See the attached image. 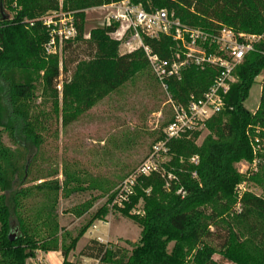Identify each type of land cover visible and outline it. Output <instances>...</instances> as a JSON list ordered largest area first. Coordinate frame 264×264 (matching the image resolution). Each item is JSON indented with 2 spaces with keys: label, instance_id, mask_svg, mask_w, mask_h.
I'll use <instances>...</instances> for the list:
<instances>
[{
  "label": "trees",
  "instance_id": "16d2710c",
  "mask_svg": "<svg viewBox=\"0 0 264 264\" xmlns=\"http://www.w3.org/2000/svg\"><path fill=\"white\" fill-rule=\"evenodd\" d=\"M111 2L0 0V264H28L38 252H60L63 264H80L69 262V255L95 222H106L109 205L119 196L116 189L124 178L93 179L66 167L60 183L36 168L45 143L42 133L51 120L43 112L34 114L41 107L37 103L39 90L64 128L110 93L150 71L142 50L120 54V43L111 38L118 24L95 29L86 38V11ZM131 3L148 13L166 10L193 28L211 32L228 28L236 34L264 35V0ZM60 10L73 15L77 29L76 38L63 45L62 57L46 53L50 37L42 22ZM144 43L164 59L175 47L173 39L165 35L144 38ZM261 52L264 41L236 70L237 82L225 98L226 111L205 123L212 138L201 147L196 144L200 132L169 141L166 148L171 160L165 171L161 168L160 173L138 177L132 194L114 206L140 229V239L136 243L125 241L126 246L90 240L79 258L99 264H264V195L237 193L242 176L235 169L240 161L253 159L249 129H264V80L258 110L252 114L244 106L264 72ZM217 74L215 69L185 71L181 81L171 85L175 101L185 103L190 95L201 97ZM2 133L9 135L15 150L3 144ZM164 140L162 133L156 142ZM194 157L200 160L197 165L191 163ZM12 186L15 190L11 193ZM86 191L113 192L72 236L60 225L59 200ZM96 201L74 208L71 214L84 218ZM140 202L142 215L133 213Z\"/></svg>",
  "mask_w": 264,
  "mask_h": 264
},
{
  "label": "rangeland",
  "instance_id": "374dc122",
  "mask_svg": "<svg viewBox=\"0 0 264 264\" xmlns=\"http://www.w3.org/2000/svg\"><path fill=\"white\" fill-rule=\"evenodd\" d=\"M59 1L62 3V0ZM7 14L13 16L11 12ZM110 15V11L100 7L87 10L84 26L86 38H89L91 31L110 25ZM119 52L125 54L127 50L120 46ZM58 56L62 57V53ZM71 70L73 71V67ZM150 72L145 71L110 93L93 109L81 114L75 122L64 128L61 122L53 117L48 98L46 99L39 90L37 103L41 107L34 114L39 115L43 112L51 116V120L47 123L48 130L42 133L45 143L36 164L41 174L49 176L50 180H58L62 183L63 171L66 167H70L72 172L81 173L83 177L102 178L107 181L124 178L123 182L128 183L133 174L145 164H148L150 168L158 167L165 171L171 159L166 156L152 158L153 147L158 143L156 140L163 133L164 126L170 121L171 113L160 86ZM69 76L70 74L62 76L60 80H65ZM263 80L264 72L256 79L244 104L252 114L260 105ZM249 130L248 138L253 159L252 161L242 160L235 165L236 172L242 176V183L238 185L236 191L237 193L249 191L263 196L264 136L262 134L264 129L257 126ZM210 138H212L211 133L205 126L202 127L196 142L197 146L201 147ZM1 139L5 146L12 150L16 149L7 133H2ZM26 158L29 159L30 156L27 155ZM120 184L117 189L115 188L116 190L122 186ZM14 190L15 187L12 186L10 192ZM113 191L107 195H102L100 191H86L69 199L60 198L58 211L61 227H65L72 236H76L79 229L108 202ZM93 199L97 201L89 215L77 219L71 214L74 208ZM117 203L115 200L109 205L110 214L107 218H110L112 225L106 222H95L94 225L98 228L91 229V233L80 241L78 249L83 247L85 239L96 237L109 241L119 240L118 244L122 246H126L125 240L136 243L140 239V229L120 215L114 207ZM133 213L143 214V202L138 204ZM28 264L32 263L28 262Z\"/></svg>",
  "mask_w": 264,
  "mask_h": 264
},
{
  "label": "built area",
  "instance_id": "2783aa9c",
  "mask_svg": "<svg viewBox=\"0 0 264 264\" xmlns=\"http://www.w3.org/2000/svg\"><path fill=\"white\" fill-rule=\"evenodd\" d=\"M103 10L110 11L111 23L118 24L111 38L120 43L128 52L142 50L149 69L165 96L170 107L171 118L163 130L165 140L153 147V157L166 156V144L171 140L200 132L205 123L226 111L225 101L231 86L237 82L236 70L243 64L250 53L257 52V46L264 41V35L254 36L244 33L236 34L233 30L223 28L211 32L184 25L173 13L166 10L148 13L143 8L132 5L131 0H122L104 5ZM50 40L45 46L48 55H60L63 45L77 36L74 17L61 10L45 16L42 20ZM165 35L173 39L174 49L170 57L161 58L145 45L144 38L158 39ZM264 56V52H261ZM204 71L215 69L218 74L212 86L201 97L190 95L187 102H176L171 85L180 82L182 75L189 69ZM198 157L191 162L198 164ZM158 167L143 165L128 183L119 188L116 201L126 200L132 194L135 180L140 176L160 173ZM171 178V176H169Z\"/></svg>",
  "mask_w": 264,
  "mask_h": 264
},
{
  "label": "crops",
  "instance_id": "0c3cea01",
  "mask_svg": "<svg viewBox=\"0 0 264 264\" xmlns=\"http://www.w3.org/2000/svg\"><path fill=\"white\" fill-rule=\"evenodd\" d=\"M111 222L112 221L110 220V218H107L106 223L112 225ZM92 228L93 229L95 228L94 230H96L98 228V226L94 225ZM91 229H89V231L85 234V236L88 235L89 233H91ZM84 237L82 239H84ZM85 240H86V242H85V244L83 245V247L81 249H78V246H79V243H80V241H79V243H78V245L76 247V250L73 251L68 257V261L69 262H71V263L79 262L80 264H99L97 261L92 260V259L79 258L80 252L82 251V249L87 245V243L90 240H98V241H100L101 243H104V244L105 243H114V244L119 243V240L118 241H109V240L103 239L102 237H96V238L85 239ZM125 241H127V240H125ZM63 261H64V259H63V257H62L60 252H50V253L38 252L36 254V257L34 259H31L29 262H31L32 264H37V263L38 264H63Z\"/></svg>",
  "mask_w": 264,
  "mask_h": 264
}]
</instances>
